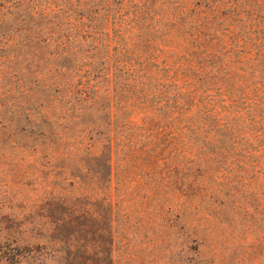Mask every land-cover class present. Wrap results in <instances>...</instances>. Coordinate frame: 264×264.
I'll list each match as a JSON object with an SVG mask.
<instances>
[{"label": "trees", "instance_id": "1", "mask_svg": "<svg viewBox=\"0 0 264 264\" xmlns=\"http://www.w3.org/2000/svg\"><path fill=\"white\" fill-rule=\"evenodd\" d=\"M164 4L0 0V144L21 166L0 262L115 264L114 222L134 199L158 202L181 235L199 238L206 218L212 242L228 226L264 252L263 22L242 17L234 32L238 13Z\"/></svg>", "mask_w": 264, "mask_h": 264}, {"label": "rangeland", "instance_id": "2", "mask_svg": "<svg viewBox=\"0 0 264 264\" xmlns=\"http://www.w3.org/2000/svg\"><path fill=\"white\" fill-rule=\"evenodd\" d=\"M165 2L166 4L161 7L164 9L163 11H175L178 14L205 15L220 12L231 15L238 13L237 17H230L226 20L227 24H231L234 32H237L242 22L245 21L240 18H245V16H250L248 22L257 19L263 22L264 26V0H165ZM226 23L219 25L220 35L226 31L224 29ZM182 33L165 45L167 50L174 48L178 42L183 43ZM226 35L221 40L215 39V49L219 52L226 51L233 44L232 37ZM226 60L228 59L225 58V62ZM236 65L245 70L243 64ZM244 70H240V72L242 73ZM255 79L260 80V77L253 75L250 77V82ZM4 114L2 113V116H12L14 112ZM3 121L0 120V128H8V120ZM0 138H8V136H0ZM0 145L2 146H0V211H3L9 210L10 191L14 189V182L10 181L17 172H20L21 166L17 156H9L12 152V145L3 142ZM35 187H38L37 183ZM41 193L40 199L42 200L43 194ZM3 196L5 198L2 199ZM173 202L176 201L173 199ZM1 204H6V209H3ZM159 207L158 202H148L142 205L139 199L126 201L120 206V212L114 222L115 264H258L264 260V252L259 247L254 248L252 245H248L249 242L244 241V235L242 236L241 232H238L235 237L232 236L231 228L228 226L221 225L222 230L219 233L222 234L221 239L218 243L212 242L211 235H208L209 231H206L210 230L212 224L206 218H202L200 221L199 238L195 240L194 237H187L186 234L181 235L182 226L180 225L175 230H170V222L160 216ZM14 210L15 208L11 213ZM260 230L264 233V229ZM38 241L41 242L34 240V242ZM213 245L217 248L216 253L215 250L210 249ZM9 249H14L15 252L19 251L15 245L9 246ZM40 249L34 250L33 254L39 255ZM4 251H7L6 247L0 252V256ZM11 258L15 262L18 260L14 257ZM0 264L6 263L0 262ZM43 264L58 263L54 259H48Z\"/></svg>", "mask_w": 264, "mask_h": 264}]
</instances>
